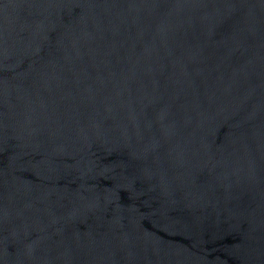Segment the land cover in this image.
Masks as SVG:
<instances>
[{"label": "water", "instance_id": "1", "mask_svg": "<svg viewBox=\"0 0 264 264\" xmlns=\"http://www.w3.org/2000/svg\"><path fill=\"white\" fill-rule=\"evenodd\" d=\"M0 264H264V0H0Z\"/></svg>", "mask_w": 264, "mask_h": 264}]
</instances>
